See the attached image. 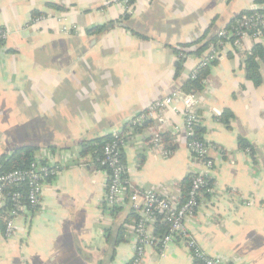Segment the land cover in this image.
I'll use <instances>...</instances> for the list:
<instances>
[{"label":"crops","instance_id":"obj_1","mask_svg":"<svg viewBox=\"0 0 264 264\" xmlns=\"http://www.w3.org/2000/svg\"><path fill=\"white\" fill-rule=\"evenodd\" d=\"M128 2L130 12L124 0H0V26L9 32L0 44V159L30 145L61 166L44 181L38 206L15 218L10 237L7 211L0 212V264H129L137 218L131 190L182 201L183 179L202 170L187 147L181 103L161 122L151 119L179 137L170 157L149 144L147 128L124 143L129 184L118 206L104 201L107 169L81 157L80 143L119 131L155 100L185 91L208 46L197 50L240 14L264 11V0ZM35 11L48 18L29 25ZM63 24L78 30L64 32ZM96 25L105 28L86 32ZM256 44L264 48V37L247 38L245 51ZM244 58L228 48L198 93L214 192L187 217L186 229L224 264H264V61L256 86ZM214 109L228 111L229 124ZM138 264L201 263L178 239L165 251L148 245Z\"/></svg>","mask_w":264,"mask_h":264},{"label":"built area","instance_id":"obj_2","mask_svg":"<svg viewBox=\"0 0 264 264\" xmlns=\"http://www.w3.org/2000/svg\"><path fill=\"white\" fill-rule=\"evenodd\" d=\"M126 11H131L128 0H124ZM48 16L43 14L31 18L29 25H38ZM63 31L70 33L78 30L76 24H63ZM9 32L0 26V44L8 39ZM216 41L211 42L206 53L199 58L195 68L190 74V79H196L201 69L212 66L225 55L228 48L235 53L245 52L244 42L251 37L259 40L264 37V11L254 9L250 12L240 14L231 26L222 28L216 33ZM182 104L184 116L185 134L187 147L191 154L198 159L202 165L200 172L194 173L192 185L186 200L179 201L163 196L153 189H132L130 202L132 210L137 218L133 227L136 235L135 254L129 264H138L145 255L146 247L158 243L161 250L165 251L178 239H184L188 249L192 252L195 260L201 264H224L221 257L209 255L197 244L186 229V219L195 213L201 206L205 194L214 192L208 177L213 169L214 160L209 152L213 146L207 140L189 139L193 135V126L200 119L198 107L200 98L197 92L176 90L170 95L157 99L151 103L149 110L138 115L133 122L141 123L145 119H154L158 122L163 120V115L169 108H177ZM215 113L221 115V111L214 109ZM151 131L149 144L160 150L162 156L170 157L173 151L167 149L162 142V128L148 126ZM179 137L177 136V141ZM124 141L121 139L107 142L104 146L101 164L108 171V184L105 190L104 201L112 206H118L127 192L129 180L126 176L127 166L122 159ZM249 151V148H247ZM53 163H42L33 161L28 168L14 169L0 174V210L10 201L11 208L6 207V230L5 235L10 237L14 232L15 218L25 209L36 207L40 203L43 193L44 181L47 176L59 166ZM54 167V169H53ZM22 189L9 190L11 187H23ZM163 221L168 224V229L162 235H157L156 223Z\"/></svg>","mask_w":264,"mask_h":264},{"label":"trees","instance_id":"obj_3","mask_svg":"<svg viewBox=\"0 0 264 264\" xmlns=\"http://www.w3.org/2000/svg\"><path fill=\"white\" fill-rule=\"evenodd\" d=\"M129 1L133 2L135 0H129ZM48 5L49 6H55L56 8H59V9H64L62 6H59V5H56L53 3H49ZM33 15L39 16V15H43V13L39 12V11H35ZM104 28H105V25H96L92 28L87 29L86 32H88V33L101 32L102 30H104ZM216 40H217L216 36H214L210 41L204 43L197 51L198 52L203 51L205 48H207V46H209V44L211 42H214ZM189 44H191V43H189ZM189 44H185L183 46H187ZM177 52H179V50H177ZM244 57H245L244 58L245 73H246L247 79L253 81V83L256 86L261 85L263 79H262V75H261V71H260V67H261L260 62L264 61V48L261 46V44H256L251 50H247L244 52ZM181 60L182 59H179V61L177 62L178 67H180ZM216 63H217V61L214 62V64H216ZM210 68H211V66L204 68V69H201L199 71L196 79L187 80V82L183 86L184 90L187 92L199 93L205 86L206 78L210 72ZM136 117H134L133 119L128 121L124 125V127L119 131H116L114 133H110V134H107L105 136L98 137L95 139L83 140L80 143V156L81 157H90L92 159L93 164L97 168H105V166H103L101 164V160L103 158L104 146L107 142H110L112 140L121 139L125 143L126 141H129L130 139H132L138 132H142L144 130V128H147L148 126H151V124H153V121L151 119H145L141 123L135 124L133 122V120ZM229 117H230V115L228 114V111H225L222 113V115L219 118H220V120L223 121L224 124L227 125V124H229V120H230ZM193 131H194L193 135L190 136L189 139L205 140V138H204L205 127L202 124L201 118L194 124ZM161 135H162V142L164 143L165 147L174 151L177 147V141H176V138L174 137V135L169 131H163L161 133ZM241 146L247 148V144L242 143ZM49 148L53 152L56 150V147H54V146H51ZM122 159H123V162H125L123 153H122ZM33 161H40L42 163H48L47 158L41 153V147L30 146V145L21 146V147L15 149L11 155H9V156L4 155L0 159V174L3 172L14 170V169L28 168L29 165L31 164V162H33ZM55 165L57 166V163ZM55 165H54V167H55ZM54 167H53V169H54ZM60 169H61V166H59V168L55 169L54 173L51 172L45 180L52 179L56 175L57 170H60ZM193 175H194V173L191 174L190 176L184 178L182 181V184H181V190H182L181 199H182V201L186 200V198L188 196V193H189L191 185H192ZM126 176L128 178V174H126ZM208 181L210 184H212V182H211L212 180H211L210 176L208 177ZM16 189H22L23 191L26 190L25 186L19 187V188L18 187H11L9 190H16ZM133 189H135V188H133ZM205 195L208 196V194H205ZM6 207L11 208L10 201H7L6 206H4L0 210V212H3L4 210H6ZM1 219L4 220L3 218H1ZM156 229H157L156 234L162 235L168 229V224L163 222V221H158L156 223Z\"/></svg>","mask_w":264,"mask_h":264}]
</instances>
